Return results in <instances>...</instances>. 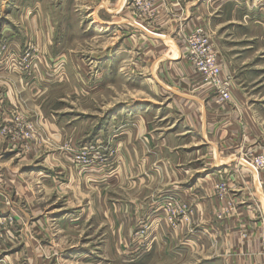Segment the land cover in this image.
I'll use <instances>...</instances> for the list:
<instances>
[{
  "label": "rangeland",
  "instance_id": "obj_1",
  "mask_svg": "<svg viewBox=\"0 0 264 264\" xmlns=\"http://www.w3.org/2000/svg\"><path fill=\"white\" fill-rule=\"evenodd\" d=\"M156 1L125 0L129 18L96 0H0V264L209 262L200 203L222 221L237 179L213 177L219 156L170 133L180 99L160 59H186L179 47L192 28L181 30L180 13L159 16ZM204 8L226 24L203 18L218 56L220 46L258 47L236 84L264 113V0Z\"/></svg>",
  "mask_w": 264,
  "mask_h": 264
},
{
  "label": "crops",
  "instance_id": "obj_2",
  "mask_svg": "<svg viewBox=\"0 0 264 264\" xmlns=\"http://www.w3.org/2000/svg\"><path fill=\"white\" fill-rule=\"evenodd\" d=\"M96 1L104 4L105 7L110 5V10L113 13L122 9V14H128L127 17L131 18L124 6L125 0ZM210 1L212 0H206V2L198 0L194 6V0H184L182 4L173 0H157L155 7L159 16L165 17L167 16L165 13L172 11L174 18H177L180 13L182 17L180 19L182 21L181 30H190L199 25L204 26L203 18L207 20L211 18L212 13L206 12L205 8L201 10L203 5H207V2ZM113 6L116 7L112 8ZM233 7L237 11V6L233 5ZM243 7L245 8L246 5ZM170 17L169 24L175 22V19L171 17L172 20ZM246 18L245 15L244 21L247 23ZM211 19H217L216 22L221 24L220 19L224 18L222 14H217ZM249 20H251L250 17ZM237 21V25H245L244 22ZM212 23L215 24V22ZM107 24L114 27L115 22L111 21ZM224 25L226 24L222 23L221 27ZM149 26L148 28L151 30L152 27ZM139 28L137 29L139 30ZM259 30H261L259 31V38H261L264 30L261 28ZM161 32L166 31L162 30ZM242 37H246V35L242 34L237 41H242ZM249 38L252 39V36ZM216 40L214 39L213 42ZM246 41L243 40V42ZM10 47L12 49L11 44ZM237 47V50H233V48L227 50L221 46L218 48L222 71L230 72L229 74L232 73L234 76V87H232L229 103L218 102L215 90L203 83L202 78L186 59L177 58L179 53L168 61L160 59L159 65V75L166 77H164L165 81L170 83L169 87L173 96L180 99V106L176 109L178 118L175 119L178 125H175V128L170 126V133H174L183 142V147H189L191 150V146L204 144L210 150L212 158L215 153L219 156V163L216 162L215 165L216 168L220 167V171L215 174L209 173L210 175L212 174L213 177L215 175L227 176L234 181L237 179V191L234 190L236 191L235 203L229 212L230 215L222 221H214L212 218L215 210L214 204L200 203L205 218V224H203L206 226V232L202 233V241L199 242L202 244L203 259L209 260L207 264H264V174L260 176L259 181L255 182L256 179L248 168L244 171L236 170L238 156L243 150L247 148L257 150L264 144V113L258 107L244 105L245 101L243 100L244 98L249 99L247 96L250 92L238 90L236 84L243 78H241V73H245L244 71L249 67L248 64H251L249 61L259 57L257 56L259 49L251 43L243 44L242 42L237 44ZM6 49L8 50V47ZM179 49L181 50V47ZM247 54H249V58L246 57ZM1 64L5 65L0 62ZM161 67L167 68V70L163 72ZM258 95L264 96V89L258 92ZM195 105L193 110L192 107ZM48 126L47 131L52 133L58 131L54 124H48ZM207 164L211 166L210 161ZM50 179V175H44L41 180L48 182ZM207 210L209 212H206ZM29 220L26 218V224L29 223ZM156 240L159 243L164 242L158 236ZM171 241L174 250L177 251L178 238L174 237Z\"/></svg>",
  "mask_w": 264,
  "mask_h": 264
},
{
  "label": "built area",
  "instance_id": "obj_3",
  "mask_svg": "<svg viewBox=\"0 0 264 264\" xmlns=\"http://www.w3.org/2000/svg\"><path fill=\"white\" fill-rule=\"evenodd\" d=\"M140 25L138 27L146 30ZM185 36V43L181 49L183 55L202 78L203 83L215 90L218 102L229 103L232 91L231 75L222 71L219 56L206 28L202 25L196 26ZM238 161L259 181L260 176L264 174V144L257 150L251 148L243 150Z\"/></svg>",
  "mask_w": 264,
  "mask_h": 264
}]
</instances>
